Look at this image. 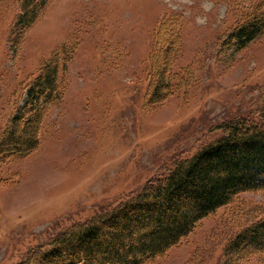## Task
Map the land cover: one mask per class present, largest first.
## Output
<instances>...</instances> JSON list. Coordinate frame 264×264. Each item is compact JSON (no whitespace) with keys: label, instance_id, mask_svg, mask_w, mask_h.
Returning <instances> with one entry per match:
<instances>
[{"label":"rangeland","instance_id":"obj_1","mask_svg":"<svg viewBox=\"0 0 264 264\" xmlns=\"http://www.w3.org/2000/svg\"><path fill=\"white\" fill-rule=\"evenodd\" d=\"M18 11L19 0H0V132L53 51L65 44L73 53L37 149L0 163V264L20 262L56 233L137 194L216 137L220 122L260 107L264 37L242 50L221 46L235 0H49L15 50ZM169 14L180 17L176 66L189 68L193 82L148 112L152 30ZM239 203L264 208V192L240 194L153 264H216L244 223Z\"/></svg>","mask_w":264,"mask_h":264},{"label":"trees","instance_id":"obj_2","mask_svg":"<svg viewBox=\"0 0 264 264\" xmlns=\"http://www.w3.org/2000/svg\"><path fill=\"white\" fill-rule=\"evenodd\" d=\"M48 4L19 0L12 24L15 50ZM235 13V23L221 40L225 50H242L264 37V0H235ZM181 50L180 17L164 15L152 30L147 57L142 106L148 112L193 82L189 68L176 66ZM72 53L63 44L26 83L21 104L0 132V163L37 149L47 110L63 96L61 74ZM217 129L216 137L137 194L56 233L16 264H153L240 194L264 192V94L255 112L224 120ZM238 205L240 215L247 210L244 223L228 235L216 264H264V208Z\"/></svg>","mask_w":264,"mask_h":264}]
</instances>
